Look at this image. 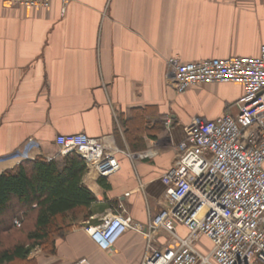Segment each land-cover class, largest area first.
I'll list each match as a JSON object with an SVG mask.
<instances>
[{"label": "crops", "instance_id": "0c3cea01", "mask_svg": "<svg viewBox=\"0 0 264 264\" xmlns=\"http://www.w3.org/2000/svg\"><path fill=\"white\" fill-rule=\"evenodd\" d=\"M263 45L264 0H50L45 8L0 0V157L35 138V159L50 162L67 155L57 136L83 133L101 139L120 166L100 177L85 161L91 215L56 237L54 253L33 250L35 264H141L149 246L175 247L165 230L145 235L167 207L162 179L194 120L237 114L244 89L214 83L179 93L168 60L257 57ZM18 165L2 163L0 175ZM117 215L144 230L128 229L100 250L86 227Z\"/></svg>", "mask_w": 264, "mask_h": 264}, {"label": "built area", "instance_id": "2783aa9c", "mask_svg": "<svg viewBox=\"0 0 264 264\" xmlns=\"http://www.w3.org/2000/svg\"><path fill=\"white\" fill-rule=\"evenodd\" d=\"M3 1L34 8L50 4V0ZM167 64L179 93L196 85L233 83L241 85L244 94L237 102V114L195 119L177 145V164L162 179L167 207L145 229L148 240L165 230L177 244L164 250L149 246L141 264H264V45L257 57L190 63L173 57ZM55 142L61 153L80 155L100 177L120 168L115 154L99 138L79 133L57 136ZM40 148L38 140L28 138L0 157V165L34 160ZM176 223L188 230L187 237L176 234ZM128 229L144 230L117 215L87 226L86 232L100 250L108 251ZM201 238L210 244L205 254L196 249Z\"/></svg>", "mask_w": 264, "mask_h": 264}, {"label": "trees", "instance_id": "16d2710c", "mask_svg": "<svg viewBox=\"0 0 264 264\" xmlns=\"http://www.w3.org/2000/svg\"><path fill=\"white\" fill-rule=\"evenodd\" d=\"M85 171L72 152L23 161L0 175V264H35L33 250L54 253L56 237L91 215L96 197L81 183Z\"/></svg>", "mask_w": 264, "mask_h": 264}, {"label": "rangeland", "instance_id": "374dc122", "mask_svg": "<svg viewBox=\"0 0 264 264\" xmlns=\"http://www.w3.org/2000/svg\"><path fill=\"white\" fill-rule=\"evenodd\" d=\"M175 232H176V228H175ZM209 247H210L209 242L206 239H203L202 244H201V250L204 251V252H207Z\"/></svg>", "mask_w": 264, "mask_h": 264}]
</instances>
